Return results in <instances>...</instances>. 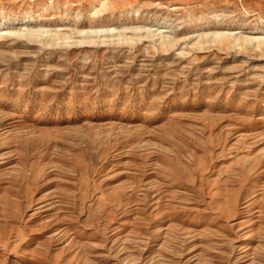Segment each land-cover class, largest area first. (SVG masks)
I'll list each match as a JSON object with an SVG mask.
<instances>
[{
	"label": "rangeland",
	"instance_id": "rangeland-1",
	"mask_svg": "<svg viewBox=\"0 0 264 264\" xmlns=\"http://www.w3.org/2000/svg\"><path fill=\"white\" fill-rule=\"evenodd\" d=\"M0 264H264V0H0Z\"/></svg>",
	"mask_w": 264,
	"mask_h": 264
}]
</instances>
